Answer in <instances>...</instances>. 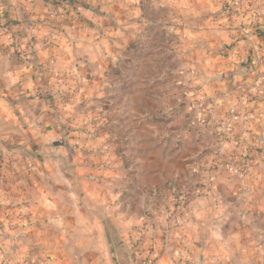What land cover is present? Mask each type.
Masks as SVG:
<instances>
[{
  "label": "crops",
  "instance_id": "1",
  "mask_svg": "<svg viewBox=\"0 0 264 264\" xmlns=\"http://www.w3.org/2000/svg\"><path fill=\"white\" fill-rule=\"evenodd\" d=\"M263 48L264 0H0V264H264Z\"/></svg>",
  "mask_w": 264,
  "mask_h": 264
},
{
  "label": "built area",
  "instance_id": "2",
  "mask_svg": "<svg viewBox=\"0 0 264 264\" xmlns=\"http://www.w3.org/2000/svg\"><path fill=\"white\" fill-rule=\"evenodd\" d=\"M24 28L26 29L24 34H25V39H26V43H27V42H29V40L33 36L34 26L30 23V24H26L24 26ZM263 56H264V48L260 50V53L258 52L254 56L255 62H257V63L261 62ZM218 118L221 119V121H222L221 122L223 124L222 129H223V132H224L226 139H229L234 134L232 123L233 122H246L250 119V116H249L248 112H246V111H240V110L234 109V110H231L228 113V115H226L225 117H218ZM226 170L234 176H241L243 173L239 169V167L236 166L232 162H226Z\"/></svg>",
  "mask_w": 264,
  "mask_h": 264
},
{
  "label": "rangeland",
  "instance_id": "3",
  "mask_svg": "<svg viewBox=\"0 0 264 264\" xmlns=\"http://www.w3.org/2000/svg\"><path fill=\"white\" fill-rule=\"evenodd\" d=\"M89 132H90V130H89ZM90 136V135H89ZM160 204V203H159ZM167 206V205H166ZM161 208H163V207H161ZM166 208H169V207H166ZM147 211V210H146ZM168 212H170L171 214H172V210L170 209ZM165 219V218H164ZM168 226H170V224H168ZM149 230L151 231V227H152V231L151 232H153L154 230V224H152L151 225V223H149ZM141 232V231H140ZM143 246H147V245H145V243H142V244H139V245H137L136 246V248H135V246H134V248H133V252H132V254H131V258H130V261H132L133 263H136V264H145V262L147 263V264H153V263H151L152 262V260L150 259V260H147L146 259V257H139V255L138 254H141L140 252L141 251H143V249L145 248V247H143ZM147 248H149V246H147ZM141 256V255H140ZM152 259H153V257H152ZM145 260H147V261H145ZM129 261V260H128ZM129 261V263H131ZM150 261V262H149Z\"/></svg>",
  "mask_w": 264,
  "mask_h": 264
},
{
  "label": "water",
  "instance_id": "4",
  "mask_svg": "<svg viewBox=\"0 0 264 264\" xmlns=\"http://www.w3.org/2000/svg\"><path fill=\"white\" fill-rule=\"evenodd\" d=\"M64 141H61V142H57V144H61V145H64Z\"/></svg>",
  "mask_w": 264,
  "mask_h": 264
}]
</instances>
